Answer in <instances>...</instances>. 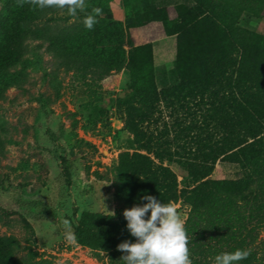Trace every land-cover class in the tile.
Returning a JSON list of instances; mask_svg holds the SVG:
<instances>
[{
  "label": "trees",
  "instance_id": "trees-1",
  "mask_svg": "<svg viewBox=\"0 0 264 264\" xmlns=\"http://www.w3.org/2000/svg\"><path fill=\"white\" fill-rule=\"evenodd\" d=\"M95 1L86 0L101 7L104 15L78 38L103 44L87 50L78 43L84 40L72 37L62 48L75 58L89 51V64L106 71L127 70L128 92L114 104L122 123L115 132L129 135L132 150L119 152L110 168L119 203L115 215L82 211L73 228L76 244L107 252L124 264L117 245L133 242L134 237L123 211L146 203L142 197L152 195L165 203L179 200L186 205L183 220L192 264H214L217 254L236 249L251 250L239 264H264L260 236L264 230V36L236 24L242 12L260 15L264 0H186L188 10L175 7L181 23L174 32L175 57L156 74L147 64L144 67L130 34L110 19L106 2ZM150 1L124 0L123 5L132 13L138 3ZM17 4L12 0L6 14H1L5 23L0 38L1 90L19 87L9 70L21 57L24 25L45 11L27 3L17 8ZM190 104L204 105L200 121ZM162 109H168L170 116L181 115L159 125ZM67 115L75 127L73 113ZM164 160L184 169L179 182ZM215 162L232 172L210 178ZM28 241L34 243V238ZM18 248L13 236H0V264H38L36 250L28 246L21 260L16 256Z\"/></svg>",
  "mask_w": 264,
  "mask_h": 264
},
{
  "label": "rangeland",
  "instance_id": "rangeland-1",
  "mask_svg": "<svg viewBox=\"0 0 264 264\" xmlns=\"http://www.w3.org/2000/svg\"><path fill=\"white\" fill-rule=\"evenodd\" d=\"M100 1L106 2L110 19L130 34L143 65L154 74L170 66L174 32L181 27L175 7L188 10L186 0L138 3L132 13L125 11L124 0ZM11 2L0 0V38L1 14ZM84 15L71 17L66 10L48 8L26 22L21 57L9 70L19 87H0V236L17 240L16 256L21 260L28 246L36 250L38 264H120L102 250L70 245L63 235L65 219L73 230L82 211L112 214L118 208L110 168L119 152L132 150L129 135L115 132L122 123L114 104L128 92L127 70L106 71L89 64V51L75 58L62 48L72 37L84 40L78 43L87 50L103 44L78 38L87 29ZM236 24L264 36V8L258 16L242 12ZM190 110L200 121L204 105L190 104ZM68 112L76 120L73 128ZM180 115L170 116L162 109L158 124H170ZM183 117L187 122V115ZM163 163L179 182L184 169L175 161ZM231 172L215 162L209 177L223 178ZM174 204L184 219L186 205L179 200ZM31 236L34 243L28 241ZM260 236L264 238V230Z\"/></svg>",
  "mask_w": 264,
  "mask_h": 264
},
{
  "label": "clouds",
  "instance_id": "clouds-1",
  "mask_svg": "<svg viewBox=\"0 0 264 264\" xmlns=\"http://www.w3.org/2000/svg\"><path fill=\"white\" fill-rule=\"evenodd\" d=\"M20 7L25 3L33 9L66 10L71 17L84 13L83 24L92 30L103 15L101 7L90 6L86 0H17ZM90 9V10H89ZM147 201L134 204L123 211L127 221V230L135 237V242L125 240L117 245L123 253L124 264H192L190 237L185 221L179 210L171 201L165 203L152 195L142 197ZM112 216L115 215L112 212ZM150 213V214H149ZM65 240L75 246L77 237L72 230L71 222L63 221ZM251 254L250 249H236L232 252L217 254L214 264H239Z\"/></svg>",
  "mask_w": 264,
  "mask_h": 264
}]
</instances>
